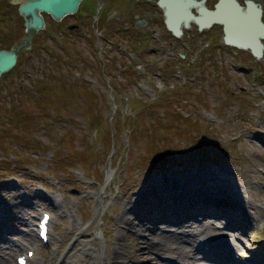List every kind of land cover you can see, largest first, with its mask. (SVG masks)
<instances>
[{"label":"rangeland","instance_id":"rangeland-1","mask_svg":"<svg viewBox=\"0 0 264 264\" xmlns=\"http://www.w3.org/2000/svg\"><path fill=\"white\" fill-rule=\"evenodd\" d=\"M44 15L46 28L0 79V210L8 236L33 233L28 264L68 255V264H111L116 243L133 241L123 216L134 219L153 178L186 184L210 170L227 176L238 216L252 222L232 240L241 255L230 259L264 264V57L207 37L173 38L155 23L159 13L144 26L153 35L120 33L102 19L93 29L98 17L80 34L73 27L81 13L61 21ZM27 37L18 5L0 0V49ZM178 118L188 120L178 127ZM177 128L194 129L205 155L193 162L194 150L172 151L181 165H152V145L175 144ZM44 211L52 215L46 242L38 235ZM26 218L34 223L23 225ZM204 244L194 251L201 255Z\"/></svg>","mask_w":264,"mask_h":264},{"label":"bare ground","instance_id":"bare-ground-1","mask_svg":"<svg viewBox=\"0 0 264 264\" xmlns=\"http://www.w3.org/2000/svg\"><path fill=\"white\" fill-rule=\"evenodd\" d=\"M7 1L19 7V3L14 0ZM235 20L232 23L233 32L241 37L247 36L248 31L243 29V24L237 19ZM249 27L252 32V27ZM210 171L191 177V181L186 184L177 179L165 181V178H153L146 190H143L136 199L133 207L135 208L133 210L134 219L127 215L123 216L125 218L123 223L128 225L124 226V230L127 234L134 235L133 241L128 244V247L117 242V248L112 250L110 261L115 264L119 259L124 258L135 264H226L224 261L227 262L229 258L228 264H234L230 257L236 259L241 254L236 251L232 240L236 238V234L243 232L244 227H249L252 222L248 221L246 217L241 220L238 216V213L242 212L238 207H235L236 199L234 200L228 195L232 183L225 178L227 176L224 177L216 170ZM235 191H237V187H235ZM43 197L41 196V199L37 197L36 202L24 197L23 204H28L31 201L34 210H37L40 203L45 201ZM48 199L52 204H58L55 198L49 197ZM4 216L5 212L0 210V264H14L16 255L25 249H28L26 253L32 250L27 247L33 245L31 241L34 235L33 233L29 235L22 233L15 238L8 236L13 231L4 226ZM220 217L225 219L224 224L218 220ZM158 221H165L166 224L158 226ZM33 223L34 221L26 218L23 219L22 224L32 225ZM31 229L34 231V228ZM81 234L90 235L83 231ZM80 240L77 239L74 245H77ZM208 241L213 242L216 245L215 249L221 252L215 257L219 259L213 258L212 251L204 250L201 255L196 250L194 251L196 246ZM88 249L89 247L86 249L83 247L81 251L85 252ZM68 257L69 255L65 256L59 264H68ZM237 261L242 260L238 259ZM244 262L253 264L252 261L244 260ZM32 263L57 264L51 259L37 260Z\"/></svg>","mask_w":264,"mask_h":264},{"label":"water","instance_id":"water-1","mask_svg":"<svg viewBox=\"0 0 264 264\" xmlns=\"http://www.w3.org/2000/svg\"><path fill=\"white\" fill-rule=\"evenodd\" d=\"M19 3V13L24 18V25L28 32L27 40L18 47L0 49V78L12 70L20 55L22 47L30 48L34 35L46 28L44 14L60 21L66 15L78 11L83 0H14ZM205 0H159L166 10L168 28L177 36L182 34V25L190 27L191 19L197 21L201 27L211 21H221L224 24L223 43L250 49L254 56L262 58L264 55V20L262 4L255 0H245L246 6L238 0H219L216 8L210 10L204 5ZM191 5H197L203 16H195L189 10ZM240 21L243 29L248 31L247 36L236 35L233 32L234 21ZM144 23V22H143ZM251 26L253 31L251 32ZM248 39V40H247Z\"/></svg>","mask_w":264,"mask_h":264},{"label":"flooded vegetation","instance_id":"flooded-vegetation-1","mask_svg":"<svg viewBox=\"0 0 264 264\" xmlns=\"http://www.w3.org/2000/svg\"><path fill=\"white\" fill-rule=\"evenodd\" d=\"M238 1L241 5L246 6L245 0ZM218 2L219 0H205L204 5L206 8L213 10L216 8ZM84 4H86L85 9L83 8ZM189 8L195 16H203L199 6L191 5ZM150 12L153 15L159 13V16H156L155 23H159V25L161 24L165 27L167 32H169L173 38L178 39L185 36L207 37L209 39L218 40L219 44L222 42L221 39L224 35V24L221 23V21H211L208 25L201 27L197 21L191 19L189 20L190 27L182 25V34L177 36L168 28L166 23V10L159 3V0H84L77 11V13H81V16L78 18V22L73 29L82 34V26L88 22V19L92 18V22V20H96L98 17V23H91L93 29H95L96 24H100L103 20V23L110 21L108 23H111V27H114V29H117L120 33L123 32L127 35H132V31H134L132 29L134 28L135 30L142 31L144 35H153L158 32H155L154 30L148 31L144 27L145 24L149 22L148 15H152ZM136 33H134L133 36H138ZM153 38L157 39L158 37L155 35ZM222 44L224 43L222 42ZM248 51L251 54V51Z\"/></svg>","mask_w":264,"mask_h":264},{"label":"trees","instance_id":"trees-1","mask_svg":"<svg viewBox=\"0 0 264 264\" xmlns=\"http://www.w3.org/2000/svg\"><path fill=\"white\" fill-rule=\"evenodd\" d=\"M177 114L178 113H176L175 116H178ZM179 120H178V127H182V124L184 125V122H186L188 119L183 120V118H180ZM16 122H18V120H16ZM177 129H179V128H177ZM177 129L174 130V134L176 135L175 137L178 138V139L175 138V140H177L175 142V144L171 143L170 145H168V144H166L165 141H162L159 145H152V147L149 150V152L150 153H155L157 151L154 154V157L152 156V160H151L152 165L156 166V163L158 165H163V164H166L168 162H170L171 164L173 163V165H181L180 164L181 163L180 159L177 158V157H180V156H173V155L171 156L170 153L172 154V151H180V152H182L181 154L184 155L186 152H188V150H194L193 154H195V155H192V160H191L193 162H195V161L199 162L201 160L199 158H196L197 154L205 155L204 152H203V149H204L205 145L202 144L200 142V140L199 141H195V140H193V138H191L192 137V135H191L192 132L191 131H193L194 129L191 130V128H189L187 134H183L181 129H179V130H177ZM184 135H185V138L182 137Z\"/></svg>","mask_w":264,"mask_h":264},{"label":"snow or ice","instance_id":"snow-or-ice-1","mask_svg":"<svg viewBox=\"0 0 264 264\" xmlns=\"http://www.w3.org/2000/svg\"><path fill=\"white\" fill-rule=\"evenodd\" d=\"M21 264H23V262H21Z\"/></svg>","mask_w":264,"mask_h":264}]
</instances>
